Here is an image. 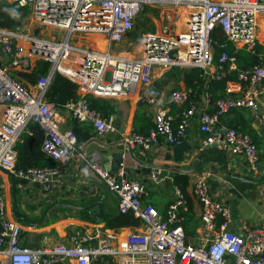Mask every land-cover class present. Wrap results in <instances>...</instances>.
Listing matches in <instances>:
<instances>
[{"label":"built area","instance_id":"2783aa9c","mask_svg":"<svg viewBox=\"0 0 264 264\" xmlns=\"http://www.w3.org/2000/svg\"><path fill=\"white\" fill-rule=\"evenodd\" d=\"M16 8H31L36 20L52 25L61 34L46 35L0 26V105L6 110L0 121V166L16 176L40 184L43 191L54 194L62 183L63 168L74 159H83L94 177L104 183L118 200L119 212L131 213L143 224L124 237L76 229L69 242H57L52 247L33 248L21 241L18 222L7 218L0 196V264H264V223L244 222L238 230L229 228L230 207L210 188L213 171L204 170L192 188L193 197L201 204V222L205 236L194 242L185 229L189 203L186 194L173 183L175 196L161 213L151 203L143 202L147 184L129 176L127 163H119L116 172L106 169L96 157L88 155L78 145L72 128L61 130V110L46 98V92L57 73L79 85L82 97L68 102L65 108L73 119L90 122L99 135L118 132L112 118L91 107L86 95L96 97L125 95L133 84L150 85L156 68H197L203 73L212 67L209 79H221L236 70L235 58L227 43L237 49L254 50L258 17L264 14V0H0ZM183 6L186 8V28L170 31L167 26L142 33V50L134 56L112 51V45L126 41L135 28V21L147 5ZM221 28L226 41L218 43L212 31ZM77 33H101L109 41L105 51L77 46L71 42ZM221 48L215 58V46ZM240 45V46H239ZM78 52L80 57L73 58ZM32 58L48 62L49 70L40 75L35 89H29L13 77L10 68L27 69ZM79 67L76 68V64ZM264 95V64L238 71L236 80L227 81L224 97L212 100L206 93L209 109H200L195 96L187 90L170 93L168 102L183 104L179 118L169 114L163 100L142 97L155 109L153 124L147 132L132 131L123 137L131 147L143 151L165 141L181 144L187 137L193 120L203 134V146L219 141V147L244 160L248 173L262 174L264 161L251 133L241 127L229 126L223 117L235 109L249 108L257 129H264V112L257 102ZM29 124L43 130L41 148L57 164L17 170L16 142ZM161 169L150 179L155 184L164 181ZM220 180V178H219ZM264 194V186L262 187ZM264 206V195L262 199Z\"/></svg>","mask_w":264,"mask_h":264},{"label":"crops","instance_id":"0c3cea01","mask_svg":"<svg viewBox=\"0 0 264 264\" xmlns=\"http://www.w3.org/2000/svg\"><path fill=\"white\" fill-rule=\"evenodd\" d=\"M34 32L36 33V31ZM46 35H49V33H46ZM97 36L102 40L107 39L104 49L95 46V39L93 40L94 43L91 44V38ZM257 39L259 44L264 47V14L258 17ZM70 40L77 46L98 51H105L109 48L108 38L101 33H77L72 35ZM125 44L134 46L137 42L134 38L130 40L127 38L125 42L117 46L123 47ZM241 49L252 51L247 47L241 48L240 46L239 50ZM122 51L125 50H120V54ZM114 52L118 53V51ZM140 52L141 49L139 50ZM72 57L77 59L80 55L78 52H74L72 53ZM0 58L4 62L7 61L2 52H0ZM37 62L39 60L32 58L29 68H10L9 72L13 77L28 86L29 89L34 90V85L37 80L35 82H28L24 78L14 76L13 74L14 71L31 72L36 68ZM75 64L76 68L79 67V64ZM170 70L171 68L166 70L156 68L152 84L148 86L133 84L129 92L125 95L101 97L109 100L114 106V112L110 113L108 118H112L115 124H117L118 132L99 135L96 129L92 128L93 135L82 144V148L92 138H95V140L85 147V152L90 156L96 157L110 172H116L119 163L124 160L127 163L129 176L143 180L147 184L143 202L153 204L161 213H165L168 203L175 196L173 186L175 175H188L189 185L187 186L186 192L189 197V213L187 214L185 229L194 242H201L205 233L201 222L202 206L193 197L192 188L196 179L207 168L213 171V176L210 178V188L231 209L232 220L229 228L238 230L244 222L252 225H261L264 223V206L262 204L264 180L261 182L257 181L264 175V166L262 174L259 177L251 175L248 173L243 159L225 150L226 160L219 152L210 151L202 155L193 173H185L182 171L183 169L191 168L197 155L202 151L203 134L198 129V119L193 120L187 137L181 144L171 145L162 141L152 149L145 151L137 147H131L134 158L130 155L127 145L116 144L104 146V143H113L123 139L124 136L130 134L132 131L142 133L148 131L147 127L153 124L155 107L153 108V106L149 105L148 101L142 100L144 96H154L162 99L164 108L167 109L169 114L174 116L175 120L179 118L183 104L168 102L169 95L173 91L187 90L195 96L196 103L200 109L210 108V105L206 102L207 92L205 89L207 85L203 86L205 91L198 94L197 85L194 87L197 80H195L192 86L186 82L187 70L185 71L186 74L183 72L180 75ZM11 71H13V74ZM214 71V67L209 69V72L213 73ZM209 72L203 73L200 71V75H204L206 82L210 81L208 77ZM78 91L81 98L82 93L79 90V85ZM257 102L260 109L264 112V95L258 97ZM5 110L6 106L0 105V121L3 119ZM222 119L229 126L244 127L245 130L254 134L264 161V129H257L250 109H235ZM243 119H246L245 123ZM57 120L59 121L61 130H66L73 126V117L67 110L61 111L60 117ZM31 125L33 124H29L27 129L19 137L16 142V149L19 142L24 141L27 136L32 137L33 130L30 128ZM118 154H121L122 158H119ZM49 160L53 162L52 165L57 164L54 159ZM80 160L76 158L63 168L61 176L62 183L55 188L54 194L52 195L46 194L40 184L27 181L19 176H16L17 183L14 192L12 177L0 170V196L3 198L5 204L6 216L7 218L15 220L21 226V241L24 245L33 248H50L57 242L68 243L70 236L76 229L88 231L93 234V231L100 230V234L116 233L119 237H124L127 233L134 230L144 229L141 221L136 225L122 227H111L107 225L106 220H111L120 214L119 211L117 214V197L102 181L94 177L86 164L84 169H81ZM158 169H161L159 176L164 178V181L160 184H155L149 177L151 172ZM96 200L103 201V210L100 208L99 203H91ZM61 202L78 207L55 206L43 218V213L50 204ZM89 203L91 204L87 206ZM15 210L18 217L15 216ZM98 211L101 212L98 213ZM71 264H75V261H72Z\"/></svg>","mask_w":264,"mask_h":264},{"label":"trees","instance_id":"16d2710c","mask_svg":"<svg viewBox=\"0 0 264 264\" xmlns=\"http://www.w3.org/2000/svg\"><path fill=\"white\" fill-rule=\"evenodd\" d=\"M7 1L0 2V26L6 27L10 29H20L22 25V17L23 14L20 13V10L16 8L13 4L6 3ZM24 10V9H23ZM98 38V39H97ZM212 38L214 41L218 43H223L226 41L225 35L223 34L221 28L216 27L212 31ZM96 40L102 45H106L104 40H100V37H95ZM227 51L231 56L235 58L236 70L229 71L227 75L221 79H211L209 82H206L204 75H200V69L197 68H179L173 67L170 71L181 74L187 70L188 74L186 75V82L188 85L194 87H198V94L202 91L207 92L209 97L214 100L216 98L224 97L225 95V87L227 81L236 80L238 77V71L244 68H248L258 64H264V47L259 43L256 44L254 50L246 51L239 50L233 44H226ZM221 48L217 45L215 46V58L218 59L219 52ZM50 67L48 62L39 61L37 62L36 68L31 72H23V71H14V76L22 77L28 82H35L40 74L46 73ZM186 74V72H185ZM20 81V80H19ZM21 82V81H20ZM207 85L206 89H203V86ZM155 91V90H154ZM215 96H214V95ZM80 93L78 91V85L70 78L57 73L55 77L52 79L51 84L49 85L46 98L49 101L54 102L61 111L66 110L65 105L71 101H77L80 98ZM214 96V97H213ZM87 101L91 105L92 108L101 112L105 117L108 118L110 113L114 112V106L111 102L104 98L96 97L92 94L86 96ZM72 129L78 136V145L81 146L93 135L92 128H94L93 124L90 122H79L76 119H73ZM243 122H246V119H243ZM152 125V124H151ZM149 125L147 129L150 128ZM30 128L33 130L32 137L27 136L24 141L19 142L17 144L18 156L16 160V169L17 170H27L30 167H41L45 165L53 166V162L49 159H53L41 150V143L43 140V132L42 130L35 124L31 125ZM242 130L247 131L242 128ZM139 132V131H137ZM251 133L250 131H248ZM252 134V133H251ZM254 141L256 142V136L252 134ZM173 183L177 185L183 193L186 194L188 203L189 197L187 194V186L189 185V177L188 175L176 174ZM102 217V216H100ZM107 225L111 227H122V226H130L136 225L139 223V220L135 218L131 213L122 214L120 213L118 216L114 217L111 220H106Z\"/></svg>","mask_w":264,"mask_h":264},{"label":"rangeland","instance_id":"374dc122","mask_svg":"<svg viewBox=\"0 0 264 264\" xmlns=\"http://www.w3.org/2000/svg\"><path fill=\"white\" fill-rule=\"evenodd\" d=\"M11 4L10 2H6ZM24 9V10H23ZM20 10V13L23 14L22 17V25L20 27L21 30H26L27 32H34L38 31L40 34L42 33H54V34H61L62 31L55 29L52 25H45L42 24L40 21L36 20V17L33 15V9L31 8H23ZM185 12L186 8L183 6H172V5H159L156 3H151L147 5L145 9L140 13L139 17L135 21V28L136 34L142 39V33L147 31L159 30L163 26H167L168 29L172 32L179 31L186 28L185 22ZM182 19V20H181ZM99 37V36H97ZM134 38L133 35H130L128 39ZM94 38H91L92 42L94 43ZM98 39V38H97ZM140 39L137 44L134 46H129L128 44L123 45V47H118L117 45H112L113 51H122V55L127 56H134L135 53H139V50H142V40ZM102 40V39H100ZM104 41L107 43V39L105 38ZM96 47H100L104 49L106 46L102 45L99 40L95 39ZM130 43V42H129ZM98 45V46H97ZM13 74V71H11Z\"/></svg>","mask_w":264,"mask_h":264},{"label":"water","instance_id":"95a60500","mask_svg":"<svg viewBox=\"0 0 264 264\" xmlns=\"http://www.w3.org/2000/svg\"><path fill=\"white\" fill-rule=\"evenodd\" d=\"M36 33L39 34L38 31H36ZM133 36H134V40H135L136 42H139V41H140L141 37H140V35L138 36V35L136 34V32L133 33ZM93 140H95V138H92L89 142H87V143L84 145V148H82V149L85 151V147H86L90 142H92ZM104 144H105L104 146H106V145H116V144H117V145H118V144H124V145H127V146H128V149H129L128 151H129L130 155L133 157V153H132V150H131V146H130V144H129L127 141H125L124 139L118 140V141L113 142V143H107V144L104 143ZM210 151H216V152H219V153L225 158V160H226L225 150L219 148V141H215L214 143L204 145V146L202 147V151L197 155L196 159L194 160L192 167L189 168V169H183L182 171L185 172V173H193V172L196 170V168H197V166H198V164H199V162H200V158L202 157V155H204L205 153L210 152ZM118 157H119V158H120V157L122 158V155H121V154H118ZM133 158H134V157H133ZM135 160H137V159H135ZM80 163H81V169H84L85 164H86L85 161L82 159V160H80ZM109 168H110V166H109ZM0 170L3 171V172H5V173H7L9 176L12 177V180H13V187H14V188H13V191L15 192V189H16V183H17V177H16V174H15L14 172H11L9 169H7V168H5V167H3V166H0ZM81 173H82V172H81ZM263 180H264V175H263V177L260 178L257 182H261V181H263ZM91 203H99L100 208H102V210H103V208H104L103 201H101V200H96V201H93V202H91ZM91 203H89L87 206H89ZM55 206H67V207H72V206H74V205H70V204L63 203V202H61V203L50 204V205L47 207V209L44 211V213H43V218L46 216L47 212H48L51 208H53V207H55ZM16 207H17V203H16ZM74 207H78V206H74ZM117 207H118V209H117V214H118V211H119V206H118V204H117ZM99 212H101V211H98V213H99ZM103 212H104V211H103ZM15 216L18 217V214H17L16 210H15Z\"/></svg>","mask_w":264,"mask_h":264},{"label":"flooded vegetation","instance_id":"af4514ba","mask_svg":"<svg viewBox=\"0 0 264 264\" xmlns=\"http://www.w3.org/2000/svg\"><path fill=\"white\" fill-rule=\"evenodd\" d=\"M134 32H136V31H134V29H133V30L131 31V33L129 34V36H130V35H133ZM129 36H128V37H129Z\"/></svg>","mask_w":264,"mask_h":264},{"label":"bare ground","instance_id":"6f19581e","mask_svg":"<svg viewBox=\"0 0 264 264\" xmlns=\"http://www.w3.org/2000/svg\"><path fill=\"white\" fill-rule=\"evenodd\" d=\"M183 13H185V12H183ZM181 20H182V19H181ZM186 20H187V19L185 18V22H186ZM179 31H180V30H179Z\"/></svg>","mask_w":264,"mask_h":264}]
</instances>
